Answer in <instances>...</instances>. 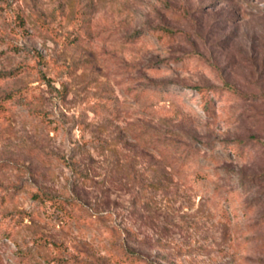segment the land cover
<instances>
[{
    "label": "rangeland",
    "instance_id": "rangeland-1",
    "mask_svg": "<svg viewBox=\"0 0 264 264\" xmlns=\"http://www.w3.org/2000/svg\"><path fill=\"white\" fill-rule=\"evenodd\" d=\"M0 264H264V0H0Z\"/></svg>",
    "mask_w": 264,
    "mask_h": 264
},
{
    "label": "trees",
    "instance_id": "trees-1",
    "mask_svg": "<svg viewBox=\"0 0 264 264\" xmlns=\"http://www.w3.org/2000/svg\"><path fill=\"white\" fill-rule=\"evenodd\" d=\"M34 199H37V200H41V201H52L54 200L52 196H48L47 194H42V195H34L33 196ZM129 256H132L133 257V260H136V261H142L138 255H135V254H131Z\"/></svg>",
    "mask_w": 264,
    "mask_h": 264
}]
</instances>
